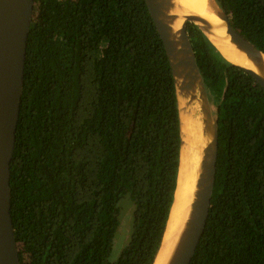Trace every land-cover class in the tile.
Here are the masks:
<instances>
[{
	"label": "trees",
	"instance_id": "trees-1",
	"mask_svg": "<svg viewBox=\"0 0 264 264\" xmlns=\"http://www.w3.org/2000/svg\"><path fill=\"white\" fill-rule=\"evenodd\" d=\"M264 54V0H215ZM218 151L190 264H264V89L192 23ZM172 72L144 0H34L10 163L20 264H153L176 189ZM130 238L111 251L120 201Z\"/></svg>",
	"mask_w": 264,
	"mask_h": 264
},
{
	"label": "water",
	"instance_id": "water-1",
	"mask_svg": "<svg viewBox=\"0 0 264 264\" xmlns=\"http://www.w3.org/2000/svg\"><path fill=\"white\" fill-rule=\"evenodd\" d=\"M144 1L168 58L176 100L177 85H179L182 92H189L191 100L198 103L197 109L201 116L204 132L210 136L209 142L203 149L201 172L195 183V191L187 218L176 242L170 249L167 261V264H190L203 235L211 204L216 172L218 133L213 108L206 94L186 27L187 23H192L207 37L203 28L197 24L201 22L207 25V23L195 16H185L179 30L172 33V24L177 17L170 12L171 0ZM213 2L219 18L225 23V31L229 35L230 41L246 54L261 73L241 68L248 72L264 89L262 59L264 54L230 25L228 16L219 8L215 0ZM33 7L34 0H0V264H20L10 215V163L19 118L27 39ZM177 109L179 117L178 101ZM181 144L180 135V151ZM174 202L175 199H173L169 217ZM169 217L155 259L162 248Z\"/></svg>",
	"mask_w": 264,
	"mask_h": 264
},
{
	"label": "bare ground",
	"instance_id": "bare-ground-1",
	"mask_svg": "<svg viewBox=\"0 0 264 264\" xmlns=\"http://www.w3.org/2000/svg\"><path fill=\"white\" fill-rule=\"evenodd\" d=\"M170 12L177 19L172 24L173 32L179 30L185 16H195L204 20L197 23L220 54L234 65L261 73L258 67L247 58L246 54L230 41L225 31V23L219 18L213 0H171ZM263 68H264V56ZM177 101L180 118L181 151L174 205L171 209L167 230L154 264H167L170 249L176 242L195 191V183L201 172L203 149L210 140L204 132L198 103L192 101L189 92H182L177 85Z\"/></svg>",
	"mask_w": 264,
	"mask_h": 264
},
{
	"label": "rangeland",
	"instance_id": "rangeland-1",
	"mask_svg": "<svg viewBox=\"0 0 264 264\" xmlns=\"http://www.w3.org/2000/svg\"><path fill=\"white\" fill-rule=\"evenodd\" d=\"M211 106L213 108L214 113V107L212 105V102ZM119 208L120 223L113 240L112 251L110 256L111 261H115L118 258V256L126 246L131 233L132 205L128 197H124L120 201Z\"/></svg>",
	"mask_w": 264,
	"mask_h": 264
}]
</instances>
